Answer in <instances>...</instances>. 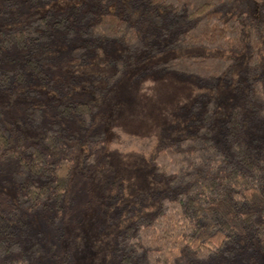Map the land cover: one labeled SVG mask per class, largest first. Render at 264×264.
<instances>
[{
    "label": "trees",
    "instance_id": "1",
    "mask_svg": "<svg viewBox=\"0 0 264 264\" xmlns=\"http://www.w3.org/2000/svg\"><path fill=\"white\" fill-rule=\"evenodd\" d=\"M238 2L87 0L71 10L45 9L19 25L12 23L8 0L0 7V97L13 105L33 78L53 83L49 74L62 60L48 56L51 46L78 35L84 44L70 57L80 62L96 43L116 42L134 64L158 52L155 41L164 40L161 49L177 55L155 69L209 84L230 73L235 57L246 61L239 102L222 134L211 126L215 102L197 106L188 135L153 148L148 161L156 189L129 203L124 182L99 168L97 104L62 91L63 101L51 111L25 108L34 138L14 120L10 104L0 105V185L14 193L0 192V264H32L20 236L37 216L61 225L58 233L44 230L57 240L65 219L77 221V228L88 219L106 237V264H209L221 257L227 259L221 264H237L239 255H231L240 249V262L264 264V138L245 130L264 120V14ZM113 65L115 83L127 64Z\"/></svg>",
    "mask_w": 264,
    "mask_h": 264
},
{
    "label": "rangeland",
    "instance_id": "2",
    "mask_svg": "<svg viewBox=\"0 0 264 264\" xmlns=\"http://www.w3.org/2000/svg\"><path fill=\"white\" fill-rule=\"evenodd\" d=\"M8 1L7 10L10 11L12 23L19 25L45 9L71 10L87 0H58L53 4H31L29 0ZM6 2L0 0V7H6ZM18 4L19 9L15 12ZM238 4L240 8L244 4L248 10L263 17L264 0H239ZM83 44L80 35L72 40H57L48 54L53 60H62L57 64L58 68L49 74L53 83L33 78L14 105L8 97H0V105L9 108L7 104H10L8 111L14 120L20 121L28 136L34 138L37 133L30 130L27 124L23 113L25 108L32 106L51 111V107L63 101L62 91H66V96L80 97L97 104L100 114L95 129L103 133L98 147L101 153L99 168L124 182L127 203L156 189L148 161L153 148L162 140L188 135L196 121L197 106L203 107L210 100L215 102V118L211 126L220 136L229 110L239 102L238 86L244 81L246 71L244 55L235 57L233 68L226 77L209 84L193 77L155 69L154 65L177 55L173 50L161 49L165 45L164 40L155 41L157 55L145 54L134 64L123 57L124 48L116 42L96 43L89 50L86 62L70 57L71 52ZM119 60L127 64V70L114 83L111 79L116 72L113 63ZM245 130L264 138V120L249 123ZM0 192L14 196L12 188L5 185H0ZM92 215L86 213L85 217L91 219ZM88 221H83L77 228V221L67 222L65 219V227L57 240V237L50 236L49 230H44L57 231L61 225L47 223L37 216L33 228L27 226L26 233L22 230L20 241L32 264H106L109 251L106 237L98 234L96 227ZM103 221L104 217L97 220ZM243 252L242 249L233 250V259L239 255L236 257L237 264L247 263L242 257L244 262H240ZM224 259L221 257L209 264H221Z\"/></svg>",
    "mask_w": 264,
    "mask_h": 264
}]
</instances>
